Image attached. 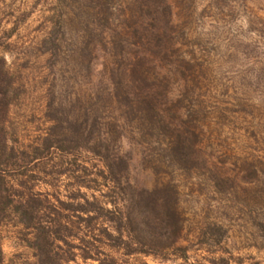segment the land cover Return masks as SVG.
Segmentation results:
<instances>
[{
  "label": "rangeland",
  "instance_id": "rangeland-1",
  "mask_svg": "<svg viewBox=\"0 0 264 264\" xmlns=\"http://www.w3.org/2000/svg\"><path fill=\"white\" fill-rule=\"evenodd\" d=\"M2 75L0 264H264V0H0Z\"/></svg>",
  "mask_w": 264,
  "mask_h": 264
},
{
  "label": "trees",
  "instance_id": "trees-1",
  "mask_svg": "<svg viewBox=\"0 0 264 264\" xmlns=\"http://www.w3.org/2000/svg\"><path fill=\"white\" fill-rule=\"evenodd\" d=\"M2 77V78H1ZM0 77V103L6 99V95H7V90L2 87L3 82L1 81L4 78V75H2ZM1 112V111H0ZM2 113V112H1ZM1 130V129H0ZM3 146V145H2ZM2 155L0 154V161H1ZM1 164V162H0ZM2 178L1 174H0V179ZM1 193H0V204L2 203V199H4L3 197H1ZM7 200V198H5ZM4 199V200H5ZM11 201H8V203H10ZM24 206L21 203H17L16 206V210L17 212H19V224H21L25 229L30 228L32 230V243L30 244L33 248H35V250L39 251V244L41 242H43L44 240H46L48 238V233H45L43 231V229L40 227L39 224L35 223L31 217L29 218L28 212L26 209H23ZM31 208V207H30ZM1 212V210H0ZM112 221V220H111ZM131 220L129 219L128 221H125L122 219L116 221V227H115V231L117 232V234H119V236H122V234L125 232L126 230V226L127 224L129 225V222ZM132 222V221H131Z\"/></svg>",
  "mask_w": 264,
  "mask_h": 264
}]
</instances>
